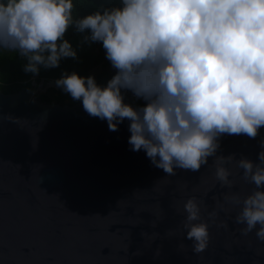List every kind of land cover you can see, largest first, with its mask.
Returning <instances> with one entry per match:
<instances>
[{"label":"clouds","instance_id":"1","mask_svg":"<svg viewBox=\"0 0 264 264\" xmlns=\"http://www.w3.org/2000/svg\"><path fill=\"white\" fill-rule=\"evenodd\" d=\"M73 10V0H0V50L17 52L23 72L38 76L77 58L65 39L70 28L89 33L83 41L102 44L115 74L100 86L64 71L55 86L109 131L127 119L131 150L169 176L199 172L214 158L217 181L231 189L223 165L235 160L253 187L226 200L239 209L241 234L264 242V140L256 161L217 155L221 137L254 140L264 128V0H117L78 18ZM128 91L144 106L125 103ZM184 212L186 238L202 253L209 225L194 199ZM217 215L209 213L213 222Z\"/></svg>","mask_w":264,"mask_h":264},{"label":"water","instance_id":"2","mask_svg":"<svg viewBox=\"0 0 264 264\" xmlns=\"http://www.w3.org/2000/svg\"><path fill=\"white\" fill-rule=\"evenodd\" d=\"M39 92L0 90V264H264V242L241 234L226 200L253 187L235 160L223 165L231 189L217 181L214 158L169 176L131 150L127 119L112 132L81 102H43ZM261 140L264 128L254 140L225 135L217 155L256 161ZM190 198L209 225L202 253L186 238Z\"/></svg>","mask_w":264,"mask_h":264},{"label":"trees","instance_id":"3","mask_svg":"<svg viewBox=\"0 0 264 264\" xmlns=\"http://www.w3.org/2000/svg\"><path fill=\"white\" fill-rule=\"evenodd\" d=\"M104 2L106 4H115L117 0H73L74 18L84 16L99 7V3ZM89 35V33H78L74 28H70L66 33L65 39H67L72 47L77 52V58L63 59L60 63V67L51 70H41L36 80L43 82L50 79H58L61 73L67 71L68 73L76 72L80 76L92 75L88 72L91 66L97 65L103 61V55L105 54L101 43L84 42L83 37ZM26 60L22 59L17 52L10 51L8 49L0 50V90L5 93L16 92L19 89H33L32 75L25 74L22 70L23 64ZM93 76V75H92ZM98 85L106 86L107 81L110 80L104 74L95 77ZM54 89V95H51L48 91L41 92L38 98L43 102H55L61 105L74 104L78 101H73L71 97L64 93L61 89ZM139 108L144 105L137 104L132 105Z\"/></svg>","mask_w":264,"mask_h":264},{"label":"rangeland","instance_id":"4","mask_svg":"<svg viewBox=\"0 0 264 264\" xmlns=\"http://www.w3.org/2000/svg\"><path fill=\"white\" fill-rule=\"evenodd\" d=\"M88 72L90 74H92L94 77H98L101 75H105L107 76L109 79H111V77L115 74V70L111 67L109 61L106 60L105 58V54L103 55V61L97 65L91 66L88 70ZM37 77L34 78L35 80V85L33 86L32 91H37L38 89H40L41 92H49L51 95H54V89L53 87L49 86L51 83H49L48 81L43 82L42 88H38L39 87V82L36 80ZM33 80V79H32ZM46 83L48 84L47 89L44 90V86L46 85ZM41 92L37 93V95H39Z\"/></svg>","mask_w":264,"mask_h":264},{"label":"built area","instance_id":"5","mask_svg":"<svg viewBox=\"0 0 264 264\" xmlns=\"http://www.w3.org/2000/svg\"><path fill=\"white\" fill-rule=\"evenodd\" d=\"M123 94L125 96V103L131 104V105H137V104L144 105L145 104V101H143L142 99H137L130 91L124 92Z\"/></svg>","mask_w":264,"mask_h":264},{"label":"bare ground","instance_id":"6","mask_svg":"<svg viewBox=\"0 0 264 264\" xmlns=\"http://www.w3.org/2000/svg\"><path fill=\"white\" fill-rule=\"evenodd\" d=\"M48 84H49V83H48ZM48 84H47V85H48Z\"/></svg>","mask_w":264,"mask_h":264}]
</instances>
